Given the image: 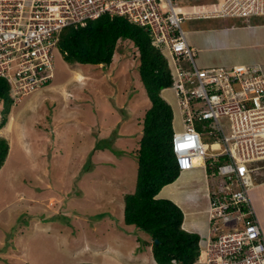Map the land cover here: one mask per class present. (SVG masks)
Returning a JSON list of instances; mask_svg holds the SVG:
<instances>
[{
	"label": "rangeland",
	"instance_id": "rangeland-1",
	"mask_svg": "<svg viewBox=\"0 0 264 264\" xmlns=\"http://www.w3.org/2000/svg\"><path fill=\"white\" fill-rule=\"evenodd\" d=\"M209 1L175 4L202 9L213 7ZM243 22L238 17L182 22L189 44L198 48L197 64L202 59L215 64L225 54L220 48H199L194 38L213 41L215 30ZM258 61L264 73V59ZM138 63L137 50L126 39L117 42L108 65L71 64L56 50L51 82L16 95L14 103L11 89L4 91L0 137L8 140L9 149L0 167V220L6 222L4 239L21 233L16 237L21 257L7 249L0 264H137L147 255L135 238L149 239L150 248V235L126 224L122 211L124 194L134 189L141 117L149 106ZM74 69L81 71L79 77ZM16 116L23 128L19 133ZM143 261L153 260L147 255Z\"/></svg>",
	"mask_w": 264,
	"mask_h": 264
},
{
	"label": "built area",
	"instance_id": "built-area-1",
	"mask_svg": "<svg viewBox=\"0 0 264 264\" xmlns=\"http://www.w3.org/2000/svg\"><path fill=\"white\" fill-rule=\"evenodd\" d=\"M175 2L0 0V77L13 100L21 98L52 79L64 28L102 15L142 26L170 67V89L181 113V127L170 141L178 170L202 167L212 176L209 225L198 258L203 264H264V233L248 194L257 162L264 160V73L255 63L199 66L182 28L191 19L264 16V0H210L213 7L202 9Z\"/></svg>",
	"mask_w": 264,
	"mask_h": 264
},
{
	"label": "trees",
	"instance_id": "trees-1",
	"mask_svg": "<svg viewBox=\"0 0 264 264\" xmlns=\"http://www.w3.org/2000/svg\"><path fill=\"white\" fill-rule=\"evenodd\" d=\"M59 36L58 50L68 63L77 65H108L120 39L130 40L135 46L139 77L149 106L141 117L134 189L123 196V221L150 235L151 252L157 264H193L199 253V235L182 228L183 212L175 202L156 197L164 185L179 175L170 144L172 109L160 96V91L172 82L166 57L151 44L148 31L123 16L102 15L82 26L66 27ZM8 87L7 80L0 77V98ZM7 149L6 139L0 137V167Z\"/></svg>",
	"mask_w": 264,
	"mask_h": 264
},
{
	"label": "crops",
	"instance_id": "crops-1",
	"mask_svg": "<svg viewBox=\"0 0 264 264\" xmlns=\"http://www.w3.org/2000/svg\"><path fill=\"white\" fill-rule=\"evenodd\" d=\"M238 18L245 19V22H243V24L241 25L226 26L221 27L220 30H215L216 32L212 33L213 41L209 40V38H207L206 36H202V38H194V44L200 46L199 48H202V46H204V48L207 47L210 49L220 48L224 50V53L222 54H225L222 57L219 55L217 63L212 65H209L207 63L208 59H202L201 61H199L200 66L231 65L238 63L252 64L260 62L258 61L260 59H264V16L255 15ZM212 44L214 45V47H211ZM233 48L235 51L233 50ZM73 71L75 72L74 74H76L77 72L81 74V71H79L78 69H74ZM163 90H170L171 94L166 93L167 95L165 96L162 94ZM160 96H163L166 102L170 103L168 104L172 109L173 128H180L181 113L178 109L176 97L173 91L170 88H164L160 91ZM16 118L15 120H17V124L15 123L14 127H17V133H19V130H23V128H21L19 125V123L21 122V118L20 116H16ZM12 123L13 122L6 121V124H8V126L10 124L12 125ZM20 138H23L22 132L20 133ZM22 140H24V138ZM257 163L259 168L256 170L255 180L254 183L250 186L248 194L250 204L254 210L253 214H255L258 221L260 222L261 228L264 233V160L261 159V161H258ZM208 177L209 174L207 175L206 171H203L202 167H194L188 171L179 173L175 180L164 185L156 195V197H166L171 199L181 208L183 212L181 224L182 228L186 231L197 233L199 235V241L201 242L204 241V238L207 234L206 232L208 229L209 221L206 212L208 207L209 191L213 188ZM3 223L5 224L6 222L0 220V225H2ZM6 229V224L4 227L0 228V257L3 251L8 252V250H12L15 251L14 258L20 259V240L18 241L19 238L16 237H19L21 233H19L17 236L18 230H16L14 234H8L9 239L5 238V240L3 236ZM135 240L140 246L144 244V247L147 250V255H150L153 260L149 264H157L153 258L151 247H148L149 239L140 241L142 243L139 242L138 238H135ZM147 255L143 254L142 256L143 258H145ZM143 258H141L142 260L137 264H146L143 261ZM193 264H203V262L201 261V258L199 259L197 257L196 261Z\"/></svg>",
	"mask_w": 264,
	"mask_h": 264
},
{
	"label": "bare ground",
	"instance_id": "bare-ground-1",
	"mask_svg": "<svg viewBox=\"0 0 264 264\" xmlns=\"http://www.w3.org/2000/svg\"><path fill=\"white\" fill-rule=\"evenodd\" d=\"M76 75H77V74H76ZM76 77H79V75H77ZM194 162H195L196 164H199V163L201 162V160H200V159L197 160V159L195 158Z\"/></svg>",
	"mask_w": 264,
	"mask_h": 264
},
{
	"label": "clouds",
	"instance_id": "clouds-1",
	"mask_svg": "<svg viewBox=\"0 0 264 264\" xmlns=\"http://www.w3.org/2000/svg\"><path fill=\"white\" fill-rule=\"evenodd\" d=\"M101 64V63H100ZM101 65H103V64H101ZM53 78V77H52ZM50 82H51V80H50ZM167 88H170V86L169 87H167ZM164 89V88H163ZM13 103L15 102L14 100L12 101ZM174 129V128H173ZM180 173V172H179Z\"/></svg>",
	"mask_w": 264,
	"mask_h": 264
},
{
	"label": "water",
	"instance_id": "water-1",
	"mask_svg": "<svg viewBox=\"0 0 264 264\" xmlns=\"http://www.w3.org/2000/svg\"><path fill=\"white\" fill-rule=\"evenodd\" d=\"M154 241H155V243H158V239H155Z\"/></svg>",
	"mask_w": 264,
	"mask_h": 264
}]
</instances>
